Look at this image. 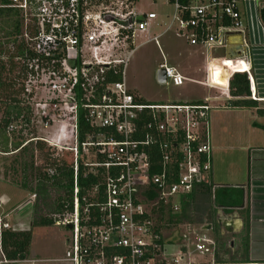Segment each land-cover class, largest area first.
Instances as JSON below:
<instances>
[{
	"label": "built area",
	"instance_id": "built-area-1",
	"mask_svg": "<svg viewBox=\"0 0 264 264\" xmlns=\"http://www.w3.org/2000/svg\"><path fill=\"white\" fill-rule=\"evenodd\" d=\"M172 14L164 32L172 31L202 54L201 81H191L164 62L165 85L203 86L228 96L227 68L248 56L240 50L224 55L227 37L243 29L237 0H167ZM0 8L21 15L20 34L32 55L16 57L24 68V100L40 128L52 139L37 137L51 148L69 152L72 159L71 205L55 214L54 226L67 229L63 258L67 264H200L211 254L213 241L194 234L191 242L169 253L155 231L150 214L158 202L171 203L179 213V199L210 181L211 134L204 100L148 103L125 85L126 59L139 33H148L156 16L138 12L133 0H5ZM158 36L147 38L155 42ZM131 49L129 50V52ZM220 54L226 70L224 88L210 80L211 56ZM117 77V81L110 78ZM249 99L253 100L252 93ZM90 129L78 142L77 119ZM19 128L8 126L7 131ZM153 148L158 159L151 162ZM150 149V151H149ZM87 158H91L88 160ZM81 162L98 185L78 196L75 184ZM47 175L53 171L48 169ZM154 193L146 199L144 188ZM30 195L28 202H33ZM89 199H92L89 201ZM11 229L0 214L1 230ZM0 264H7L0 251Z\"/></svg>",
	"mask_w": 264,
	"mask_h": 264
},
{
	"label": "rangeland",
	"instance_id": "rangeland-1",
	"mask_svg": "<svg viewBox=\"0 0 264 264\" xmlns=\"http://www.w3.org/2000/svg\"><path fill=\"white\" fill-rule=\"evenodd\" d=\"M103 1L108 4L113 0ZM136 2L135 8L138 12L150 11L155 14L156 19L152 21L149 28L150 31L148 33H139L133 39L132 47L127 49L124 54L120 56L122 59H126L124 73L126 87L139 99L148 103L191 101L199 98L201 95H204V97L207 95L211 97L221 96L219 95L221 94L219 91L212 89L206 90L205 88L204 93L200 94V88L202 87L191 83H185L180 87H172L169 84L159 85L155 82L154 74L157 70V66L162 62L175 68L178 72L180 71V74L183 73L184 76L189 77L188 80L193 77L194 79L197 78L198 81H201V50L197 48L193 49L198 53L196 55L194 54V56L189 59L187 51L190 49L185 45L183 39L175 37L172 31L164 32V24L167 23V20L172 14V8L167 4L166 0H136ZM252 2L257 3V0ZM260 3L261 0L259 1V4ZM238 4H242V2ZM158 35L159 37L155 42L147 41V38ZM130 49L131 51L129 52ZM211 68V77L218 82V80H220L218 78V70L215 67ZM222 74L225 76L226 72H223ZM226 78L227 76L222 77V81L226 80ZM222 81L220 80V84H224ZM15 89L16 87H10L9 92H13ZM0 98L1 103L5 97ZM209 104L211 108L213 106L220 107L216 110H213L214 108H212L209 112L211 140L213 141V135H215V138L223 140H217L213 144L211 142V145L223 144V146L226 147L224 152H218L219 157L224 164H217V174L219 178H223L225 175L224 170L226 169V172H232V182L229 183H232V185L245 183L247 166L249 167L250 165V162L247 163V157L250 152V150H247L248 143H251L249 141L254 140L253 136L255 138L259 137L249 134V131L252 130L250 126L253 122L262 127L264 125L263 117L257 113L250 119L249 113L246 111H232L228 102H223L222 100H210ZM222 128L223 130L226 129L227 134H225V131H222ZM28 129L33 130L37 137H43L46 139H52L53 137L52 132H45L40 128L38 119L32 123V127L28 126ZM262 135L263 134H261V136ZM42 144L43 149L41 151H31L33 145L32 143H29L28 145L29 152L26 160L28 161V159L30 160L31 158L30 164H32L35 173L38 172V169H42L40 166L45 158L51 160L60 157L59 159H61L62 154H64L63 151H59L55 148L51 149L47 144ZM18 157L19 155L15 152L7 155L0 154V194L5 191L7 195H9V193L18 195L11 206L7 208L0 206V212H7L9 219L8 222L12 224V228H16L14 230H27L29 228L28 223L31 220V214L33 211L32 204L37 203V206H39L42 213H45V208L43 207L42 202L38 203L36 197H34L33 202L29 204L30 202L27 201V196L30 197V195H27L28 193L26 191L18 189L13 185L14 183L17 184L22 181L21 171L18 165ZM87 159L91 160V158ZM27 169L32 170L30 167ZM40 171L42 172V170ZM29 174L30 177L28 175L27 183L29 187H33L32 174ZM48 197L49 198H46V202L49 203L55 197L53 190L49 189ZM244 202L245 200L243 203ZM199 203L200 202H195V205H193L196 210L199 209L197 205ZM16 204L17 206L15 207ZM29 205H31L30 208H28ZM209 206L210 210H213L214 207L211 205L210 201ZM203 209L199 210V213L197 210L196 214L192 216L189 214L187 215V219L189 218L191 224H187L184 220V222L176 227L163 229L161 237L165 244H173L175 241L173 245L176 244V246L182 245L183 247L188 245L195 233H201L198 231L197 224L203 219V216H200ZM239 236L242 237L243 233ZM239 236H237L236 239H232V245L240 239ZM68 237L69 234L67 229L59 228L54 225L50 227L32 228L26 261L7 264H67L60 260L63 258L65 240ZM230 239L231 238L229 237H223L221 238V241H218L219 243L222 242L227 250L223 255L224 258L232 257L230 252L232 246H229ZM261 239H263L264 242V235ZM222 249L221 252H218L220 255L223 253ZM261 252L264 254V249H262ZM206 259L209 260L208 257Z\"/></svg>",
	"mask_w": 264,
	"mask_h": 264
},
{
	"label": "trees",
	"instance_id": "trees-1",
	"mask_svg": "<svg viewBox=\"0 0 264 264\" xmlns=\"http://www.w3.org/2000/svg\"><path fill=\"white\" fill-rule=\"evenodd\" d=\"M4 3L5 0H0V5ZM259 20L264 28V5L259 10ZM21 25V15L17 10L0 8V97H5L0 103V154L7 155L15 152L19 155L18 165L21 171L22 181L17 184L14 183L13 185L18 189L34 195L38 203L42 202L45 213L40 211L37 203H33V211L27 230H1L0 251L3 259L7 263L26 261L31 239V229L54 225L53 216L62 212L65 206L69 208L71 205L73 183L72 159L69 152H63L64 154H62L61 159H59L60 157L51 160L45 158L40 166L42 169H38L36 173L33 170L32 164H30L31 158L30 160L28 159V161L26 160L29 152V143L33 145L31 151H41L43 149V142L38 140L31 141L37 138V136H35L33 130L28 129V126L32 127V123L35 120L32 116L31 108L24 100V95H26L23 91L24 68L18 60H15L16 57H22L24 55L30 57L32 55L21 37ZM118 79L117 77H112L110 81H117ZM10 87H16V89L13 90V92H9ZM227 89L229 96L228 105L231 108L247 109L256 106L257 103L249 99L248 80L245 74H233L227 82ZM140 101L142 100L140 99ZM256 113L261 114L262 110H257ZM11 124H17L19 128L8 132L7 128ZM89 130L90 129L84 124L82 119L78 118V142L83 141L85 134ZM149 158L152 163L158 159V154L153 148H151L149 152ZM28 167L32 170H28ZM48 169L53 171L51 176L47 175L46 171ZM40 170H42V172ZM29 173L32 174L33 187H29L27 183L28 175L30 177ZM98 183L97 178L87 172L82 163L79 162L75 176L78 196H82L87 190L98 185ZM49 189L54 191L55 197L48 203L46 202V198H49ZM97 190H101L100 185H98ZM199 190L202 192V195H204V200L208 203L210 201L213 207H220L222 209H235L245 200L241 189L230 190L226 187H215L210 180L206 184H200L198 188L194 189L190 194L185 196V198L179 199V213L171 212L170 202H158L154 210L150 211V214L153 215L157 223L155 231L157 232L159 230L162 231L163 229L176 227L187 219V212L190 209L196 192ZM142 191H144L147 200H152L154 198V193L149 187L144 188ZM91 200L92 199H89V201ZM213 230L215 239L214 241L212 240L214 244L212 261L216 264H225V262H221L222 260L218 258V252L223 248L222 252L225 254L227 250L224 245H221V247L219 246L220 243L216 239V229ZM180 249L183 250L182 247ZM228 261H232V259ZM230 263L235 264L234 262ZM200 264L209 263L208 260H206L204 263Z\"/></svg>",
	"mask_w": 264,
	"mask_h": 264
},
{
	"label": "crops",
	"instance_id": "crops-1",
	"mask_svg": "<svg viewBox=\"0 0 264 264\" xmlns=\"http://www.w3.org/2000/svg\"><path fill=\"white\" fill-rule=\"evenodd\" d=\"M133 1L134 4L136 5L137 3L136 0ZM252 1L254 0H249V1L237 0V8L241 16L243 29L238 33L230 34L227 37V46L224 51V55L228 58H233L237 55V51L240 50V52L242 51V53L248 56L249 62L248 64H246L245 67H242V65L236 63L238 67L237 72L244 73L247 68L248 75L250 77V82L248 81L249 93H252L253 100L257 103L254 108L237 109L230 107V109L232 111H237V112L246 111L247 113H249L250 119L254 114H257L256 113L257 110H262V113L260 115H262L261 117H263V121H264V28L262 27L259 20V10L264 5V0H261L260 4H259L260 0L259 1L257 0V3ZM240 2H242V4H238ZM184 43L190 49L189 51H187V54L189 55L188 58L191 59L190 57H193L194 54L196 55L198 52L193 50L196 49L195 47L189 46L185 41ZM200 56H201L200 61L202 65V55L200 54ZM219 56L220 54H215L211 56V60H215L217 62L215 65H212L210 62V67H209L210 80L212 83L218 85L219 88H224L226 85V80L222 81V77L227 76V74H225V76L222 74L223 72H226V70L225 69L223 70L221 68V63H220L221 60L218 58ZM211 67L217 68L218 78L222 82H224V84H220V80L216 82L215 80L212 79ZM227 68L229 69V71L233 70V67L228 66ZM180 75L186 79L189 78L184 76L183 73ZM189 80L198 81L197 78L194 79L193 77H191V79ZM205 98H206V104L209 107H211L209 104L210 100H215V101L222 100L223 102L229 101V98H226L223 95L213 96V97L207 95ZM212 108H214L213 110H216L220 107L213 106ZM209 115L210 114H208V122L210 128ZM250 127L252 130L249 131V134L256 135L259 137L255 138L253 136L254 140H251L249 141L251 143H248L247 150H250V152L247 157L248 158L247 163L250 162V165L249 167L247 166L245 183L236 184V185H232V183H229L232 182V172L231 171L226 172L227 171L226 169L224 170L225 172L224 177L219 178L216 171V167L217 164L223 165L224 163L223 161H221L218 152L219 151L224 152L226 147L223 146V144L221 145L217 144L212 146V151H211L210 180L212 185L215 187H226L229 188L230 190L241 189L243 197H245V202L240 204V206L235 209L234 208L222 209L220 207H214L213 210H210L209 203H207V201L204 200L203 197L204 195H202V192L199 190L196 192V195L194 196L190 209L187 212V215L189 214L190 216H192L196 214L197 210H198L197 212L199 213V210L204 208L200 214V216H203V219L197 224L198 231L210 237L213 241L215 239V236L213 234L214 230L212 231V227L214 224L212 225L210 224V229L205 230L206 226H208L207 222L209 221V217H214L215 215H217V216H223L225 219H227L229 216L231 220L234 218H240L242 220L243 228L241 226L240 228H237L235 230H230L229 233L223 231L220 228L217 227L215 228L217 232V236H216L217 241H221V238L223 237L231 238L229 240V246L230 247L232 246V249H234V250L230 249L232 257L227 256L229 258H224L223 253H221V255L218 253V258L222 260L221 262H225V264H232L230 262H234L235 264H264V254L261 252L262 249H264V242L263 239H261L262 236L264 235V125L261 127L252 122ZM222 131H225V134H227L226 129L223 130L222 128ZM261 134L263 135L261 136ZM217 140L223 141L222 139L215 138V135H213V141L211 140L212 144L215 143ZM27 195H31V194L28 193ZM17 197H18L17 194L13 195V193H9V195H7V193L3 191V193L0 194V206L1 207L4 206L5 208L11 206V204L15 202L14 200ZM27 197L29 199V196ZM195 202H200L199 204H197L199 207V209L197 210L193 206L195 205ZM16 206L17 204L15 205V207ZM30 207L31 205H29L28 208ZM244 211H245V215H244ZM5 212H0V214L6 215L7 223L9 224L11 229L13 230L16 229V228H12V224L8 222L9 221L8 215L7 212L6 213ZM185 221L187 224H191L189 218L185 219ZM28 227H29V223H28ZM242 233L243 236L240 237L239 235ZM237 236H239L240 239L237 242L233 243L232 245V239L233 238L236 239ZM173 244H165V248L167 249V252L172 253L176 251V248L182 247V245L176 246V244L175 245ZM221 245L224 244L221 242L219 246L221 247ZM207 257L209 258L208 260L209 264H216L214 263V261H212L213 251L211 254L198 257L196 261L200 263H204L207 260L206 259ZM230 259H232V261H228Z\"/></svg>",
	"mask_w": 264,
	"mask_h": 264
},
{
	"label": "water",
	"instance_id": "water-1",
	"mask_svg": "<svg viewBox=\"0 0 264 264\" xmlns=\"http://www.w3.org/2000/svg\"><path fill=\"white\" fill-rule=\"evenodd\" d=\"M155 82L159 85H165V78H164V73L163 70L161 69H157L155 74ZM202 88H200V94L204 93V87L201 86ZM205 97L204 95H201L199 98L193 99V100H204ZM192 101V100H191ZM225 216V214H224ZM228 216V215H227ZM234 220V221H233ZM214 223L215 226L217 228H221L223 229L225 232L229 233L230 230H235L237 228H240L242 226V220L240 218H234V219H230V217L228 216L227 219H225L223 216H214ZM210 226H206L205 230H209Z\"/></svg>",
	"mask_w": 264,
	"mask_h": 264
},
{
	"label": "flooded vegetation",
	"instance_id": "flooded-vegetation-1",
	"mask_svg": "<svg viewBox=\"0 0 264 264\" xmlns=\"http://www.w3.org/2000/svg\"><path fill=\"white\" fill-rule=\"evenodd\" d=\"M209 221H210V222L212 221V222L210 223ZM209 221L207 222L208 225L210 226V224H211V225L214 224L213 227H212V230L215 229L216 226H215V223L213 222V221H214V217H209ZM242 228H243V224H242ZM220 229H221V228H220ZM222 230H223V229H222ZM223 231H224V230H223Z\"/></svg>",
	"mask_w": 264,
	"mask_h": 264
},
{
	"label": "bare ground",
	"instance_id": "bare-ground-1",
	"mask_svg": "<svg viewBox=\"0 0 264 264\" xmlns=\"http://www.w3.org/2000/svg\"><path fill=\"white\" fill-rule=\"evenodd\" d=\"M216 62H217V61H215V60H211V64H212V65H215ZM238 63H239L240 65H242V67H245V66H246V65L243 64L242 62H238ZM237 68H238L237 65L233 67V69H235V70H237Z\"/></svg>",
	"mask_w": 264,
	"mask_h": 264
}]
</instances>
